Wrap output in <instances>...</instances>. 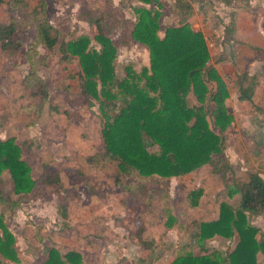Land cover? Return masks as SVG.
I'll return each mask as SVG.
<instances>
[{"label":"rangeland","instance_id":"rangeland-1","mask_svg":"<svg viewBox=\"0 0 264 264\" xmlns=\"http://www.w3.org/2000/svg\"><path fill=\"white\" fill-rule=\"evenodd\" d=\"M7 1L0 4V24L8 23L13 14L18 23L14 40L20 46L0 47V138L15 139L36 183L31 193L19 197L15 214L6 216L20 260L4 263L38 264L51 247L79 251L81 264H167L179 252L199 253L201 246L193 238L197 224L217 218L222 201L237 206L240 195L232 190L250 172L264 178V6L243 2V7L246 4L259 16L260 48L244 51L245 43L234 40L227 45L222 42L221 50L211 49L214 59L233 71L231 78L225 77L229 84L235 74L258 75L255 82H244L254 87L251 100H241L229 85L231 92L224 103L232 122L220 133L228 169L218 174L205 164L177 177L148 181L149 190L137 192L123 190L116 181L117 161L105 155L99 104L81 93L78 58H62L59 51L61 41L81 36L89 37L90 46L98 49L94 36L99 19L117 48V80L124 77L127 65L136 71L148 66L147 48L130 37L133 2L25 0L26 7L19 5L11 13ZM159 3L161 32L173 24L174 9L170 1ZM43 19L58 32L52 49L32 45L34 23ZM53 172L60 175L61 185H42L39 178ZM2 178L5 191L13 196L8 174L4 172ZM195 189L202 194L193 205L190 192ZM250 222L264 227V212ZM261 234L258 238L263 240ZM140 238L147 241L146 248L138 244ZM233 239L213 238L205 246L228 251Z\"/></svg>","mask_w":264,"mask_h":264},{"label":"trees","instance_id":"trees-1","mask_svg":"<svg viewBox=\"0 0 264 264\" xmlns=\"http://www.w3.org/2000/svg\"><path fill=\"white\" fill-rule=\"evenodd\" d=\"M4 1L0 0V4ZM131 1H139L141 5L134 7L130 37L144 45L149 56V65L140 71L127 65L124 77L117 80V48L99 19L95 20L98 33L94 36L98 49L90 46L87 36L59 44L62 58H78L81 93L99 104L105 155L117 161V183L123 190L148 191V181L177 177L205 164L211 165L215 173L223 174L228 163L220 133L232 122L224 103L229 89L217 69L206 65L210 53L202 32L182 20L166 26L160 34L158 0ZM7 4L9 11L19 5L27 6L25 0H8ZM10 19L0 24L2 50L14 43L16 48L20 46L14 40L18 23L13 14ZM34 25L33 48L40 44L52 49L58 43L57 30L45 19L36 20ZM32 73L30 70L25 77L27 86ZM246 78H249L246 73L241 74L237 83L241 100L252 97L253 86L242 84ZM4 172L12 182L13 196L17 197L5 191ZM127 177L131 178L125 181ZM39 181L44 186L61 185L57 172L44 173ZM35 183L15 139L0 138V256L4 259L19 261L13 246L15 237L5 219L15 214L19 197L31 193ZM234 188L232 191L240 195L237 206L222 201L217 218L197 224L193 238L201 246L200 252H179L167 264H258L256 254L264 253V240L258 238V228L251 224L250 218L264 212V178L259 172H250ZM201 194V189L191 191V204L196 205ZM213 238L236 240L228 251L210 250L205 243ZM146 242L140 238L138 244L146 248ZM82 258L79 251L61 252L51 247L38 264H81Z\"/></svg>","mask_w":264,"mask_h":264},{"label":"crops","instance_id":"crops-1","mask_svg":"<svg viewBox=\"0 0 264 264\" xmlns=\"http://www.w3.org/2000/svg\"><path fill=\"white\" fill-rule=\"evenodd\" d=\"M164 1L172 2V6L174 9L172 11L173 24H177L180 21L185 20L190 24V26L194 30H199L202 32L210 53L208 58L210 64L208 66L211 65L217 69L222 79L228 85L229 95L231 92L229 85L234 86L238 92L237 83L240 82L239 77L241 74L246 73L249 77L248 79L246 78V80L242 79V84L244 87H245L244 85L245 81H252V80L254 82L256 81L254 78L255 76L257 77L258 75H252L247 72H242L239 74H235L233 80L229 84L225 80V77H230L231 76L230 74L233 71L227 69L225 63L220 62V59L216 61V59H214L215 57L213 53L211 52V49L221 50L222 42L224 43V45L225 44L227 45L234 42V40H238L236 41L237 42L236 44L245 43L243 48L244 51L247 48L248 49L252 48L254 50V48H260L262 46L261 43H259L260 37L258 32L262 28L259 23V16L255 15L254 12L251 10V8L246 4L243 7L244 4L243 2H245L246 0L245 1L244 0H164ZM132 2L135 6L141 5V2L139 1H132ZM254 2L256 5L264 6V0H249L250 4H253ZM146 6L150 7L148 4H146ZM160 11H161V16H160V20H161V17L163 15L162 7L160 8ZM262 13L264 14V11ZM166 26L168 25H165V27ZM163 30H161V32L159 33L162 34ZM233 55L234 53H231V60H233ZM253 90H252V96H253ZM256 226L259 227V225ZM259 228H260L259 233L260 235H262L261 233H264V227H259ZM262 239L264 240V237ZM233 240H236V238H234ZM0 259L2 264H5L4 263L5 261L15 263L14 261L4 259L1 256ZM256 260L258 264H264V253L262 251H259L256 254Z\"/></svg>","mask_w":264,"mask_h":264},{"label":"built area","instance_id":"built-area-1","mask_svg":"<svg viewBox=\"0 0 264 264\" xmlns=\"http://www.w3.org/2000/svg\"><path fill=\"white\" fill-rule=\"evenodd\" d=\"M209 64H210V62L207 60L206 65L208 66Z\"/></svg>","mask_w":264,"mask_h":264}]
</instances>
